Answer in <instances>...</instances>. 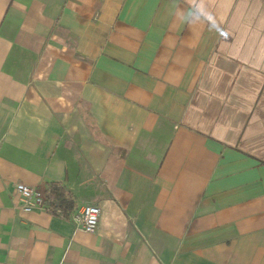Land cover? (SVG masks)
Returning a JSON list of instances; mask_svg holds the SVG:
<instances>
[{"label":"crops","instance_id":"1","mask_svg":"<svg viewBox=\"0 0 264 264\" xmlns=\"http://www.w3.org/2000/svg\"><path fill=\"white\" fill-rule=\"evenodd\" d=\"M0 264H264V0H0Z\"/></svg>","mask_w":264,"mask_h":264},{"label":"built area","instance_id":"2","mask_svg":"<svg viewBox=\"0 0 264 264\" xmlns=\"http://www.w3.org/2000/svg\"><path fill=\"white\" fill-rule=\"evenodd\" d=\"M19 203L17 207L24 212L35 209L44 210L45 191L34 185L17 182L14 185ZM100 208L94 204H83L74 210L70 217L71 221L84 232H93L98 224Z\"/></svg>","mask_w":264,"mask_h":264},{"label":"trees","instance_id":"3","mask_svg":"<svg viewBox=\"0 0 264 264\" xmlns=\"http://www.w3.org/2000/svg\"><path fill=\"white\" fill-rule=\"evenodd\" d=\"M75 207L72 193L59 182H49L45 188V208L52 214L66 216Z\"/></svg>","mask_w":264,"mask_h":264},{"label":"clouds","instance_id":"4","mask_svg":"<svg viewBox=\"0 0 264 264\" xmlns=\"http://www.w3.org/2000/svg\"><path fill=\"white\" fill-rule=\"evenodd\" d=\"M197 13H198V15L200 14L199 10H197ZM196 18H197L196 16H193V17H192L193 20H195ZM204 19H205L207 22H209V24H210L211 27H213V28H216V27H217L216 22H215V19H214V17H213L210 13H208V14L204 17Z\"/></svg>","mask_w":264,"mask_h":264}]
</instances>
